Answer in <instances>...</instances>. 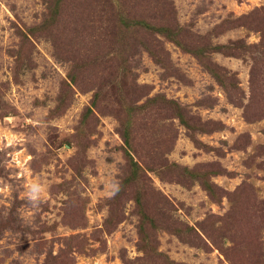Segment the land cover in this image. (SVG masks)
Wrapping results in <instances>:
<instances>
[{
	"label": "rangeland",
	"instance_id": "1",
	"mask_svg": "<svg viewBox=\"0 0 264 264\" xmlns=\"http://www.w3.org/2000/svg\"><path fill=\"white\" fill-rule=\"evenodd\" d=\"M0 264H264V0H0Z\"/></svg>",
	"mask_w": 264,
	"mask_h": 264
},
{
	"label": "clouds",
	"instance_id": "2",
	"mask_svg": "<svg viewBox=\"0 0 264 264\" xmlns=\"http://www.w3.org/2000/svg\"><path fill=\"white\" fill-rule=\"evenodd\" d=\"M28 189L27 198L29 201H37L41 199L44 189L40 183L33 182L28 185Z\"/></svg>",
	"mask_w": 264,
	"mask_h": 264
}]
</instances>
